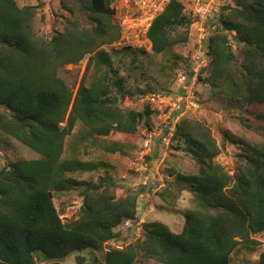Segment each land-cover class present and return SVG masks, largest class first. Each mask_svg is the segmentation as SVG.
<instances>
[{
	"label": "trees",
	"instance_id": "1",
	"mask_svg": "<svg viewBox=\"0 0 264 264\" xmlns=\"http://www.w3.org/2000/svg\"><path fill=\"white\" fill-rule=\"evenodd\" d=\"M58 2L69 18L63 30L53 27L52 37L43 39L34 31L36 5L19 7L16 0H0V133L40 156L0 169V264H36L39 258L56 264L85 250L102 253V260L90 264H230L235 254H254L261 245L256 237L264 235V140L251 143L218 129L225 142L239 146L230 174L217 162L221 148L209 127L184 114L174 124L171 148L190 156L197 173L167 170L173 182L159 193L167 202L159 209L175 213L180 193L191 194L192 205L182 212L181 232L174 234L161 222H145L133 242L106 247L122 239L117 230L121 225L137 221L138 197H118L106 171L95 181L77 179L76 174L107 165L74 156L77 142L64 157L65 140L77 125L86 130L81 141L117 134L135 137L141 124L150 128L158 111L149 101L140 111L124 104L158 90L145 81L143 88L130 84V66L137 70L133 54L139 50L122 48L119 56L133 55L122 73L121 61L114 63L104 48L120 37L115 0H85L86 6L82 0ZM234 3L208 17V64L197 82L229 108L249 110L264 106V0ZM83 12L93 22L91 27L77 22ZM194 20L185 4L170 0L147 30L149 51L167 55L161 69L167 76L184 65L186 74L191 73V55L183 57L173 50L188 45ZM84 62V74L73 91L58 71ZM240 120L264 137V113L248 112ZM72 193L80 205L66 218L64 204L57 208L54 199ZM85 262L77 256L74 264ZM257 264H264V253Z\"/></svg>",
	"mask_w": 264,
	"mask_h": 264
},
{
	"label": "rangeland",
	"instance_id": "2",
	"mask_svg": "<svg viewBox=\"0 0 264 264\" xmlns=\"http://www.w3.org/2000/svg\"><path fill=\"white\" fill-rule=\"evenodd\" d=\"M86 6L85 0H82ZM183 4L187 0H178ZM211 2L212 13H218L220 7L230 4L234 6V0H204ZM19 7L34 6L37 7V17L34 22V31L38 38L50 39L53 33V27L63 30L68 15L60 10L58 0H16ZM211 13V14H212ZM62 16V18H61ZM206 21V28L207 22ZM77 22L82 27H91L93 22L88 20L85 12L77 16ZM195 29H191L190 37L192 38L188 45L183 48L174 49L173 52L181 54L183 57H190L193 54ZM108 52H111V58L114 63H122V73H124L133 61V70L130 77V84L139 85L143 88L144 81L147 84L155 86L157 92L146 95L144 98L130 102L126 101L124 106L136 111H140L143 105L149 101L152 95L156 94H176L179 90V75L187 73L188 67L180 68L176 72H172L171 76H167L161 69L166 63V54H153L151 51H145L141 54L136 51L128 57L119 56L122 49H115L111 46H104ZM133 49V48H131ZM137 50V49H134ZM132 50V51H134ZM118 51V52H117ZM239 56V55H238ZM122 58V59H121ZM86 68V63L79 66L68 65L60 68L58 77L65 82L73 91L79 86ZM140 74H145L140 75ZM144 78V79H143ZM157 81V84H156ZM170 91V92H167ZM193 101L196 104L191 107L183 117L193 119L205 123L212 132V135L218 146L221 148V154L217 158V162L230 174L236 167L238 160L239 146L225 142L222 135L218 133V129L229 131L235 137L251 143H260L264 140L262 134L246 129L240 118L250 113H264V106H254L251 109H239L227 106L224 99L221 97H213L207 86L197 83L192 89ZM153 106V105H152ZM245 108V107H244ZM3 110L0 107V112ZM167 111L159 112L152 116V124L150 128L141 124L138 127V132L135 137L127 138L121 135H113L108 138L94 139L89 138L85 141L79 140L81 134L85 133V129L77 125L72 131V134L65 140V155L70 156V148L73 142H77V150L74 156L83 161L103 162L107 165L105 169H99L95 172L76 174L75 177L79 180H97V178L108 172L116 183V194L121 196L124 194H136L138 197V217L135 223L125 222L117 230L122 233V239L119 242H110L106 247L119 248L127 245L139 237L140 227L145 222H161L169 228V230L177 234L181 232L183 227L182 212L189 209L192 205V196L188 191L180 193L175 200L174 207L177 212H168L159 207L167 205L160 199L159 193L166 189L167 183L173 182V177H170L167 170L174 169L184 175H194L197 173V167L190 156H186L181 152L172 150L171 137L172 131L169 132L171 125L175 124V119L170 120ZM174 131V130H173ZM170 133V134H169ZM120 150L126 154L121 155ZM30 149L24 147L14 139L9 138L0 133V169L8 163L19 161H29L39 159ZM54 204L57 208L64 204L65 215L69 218L77 211L80 205V199L76 194L63 195L55 197ZM257 240L261 243L259 249L252 255L239 253L231 257L230 264H257L259 254L264 253V235L257 236ZM91 252V253H90ZM81 256L85 259L86 264H90L94 259L102 260V253L85 250L79 253H74L64 260L56 264H74L76 257ZM36 264H54L44 259H38ZM136 264H154L151 262H142Z\"/></svg>",
	"mask_w": 264,
	"mask_h": 264
},
{
	"label": "built area",
	"instance_id": "3",
	"mask_svg": "<svg viewBox=\"0 0 264 264\" xmlns=\"http://www.w3.org/2000/svg\"><path fill=\"white\" fill-rule=\"evenodd\" d=\"M170 0H115V19L117 21L120 37L110 45L115 49L131 47L137 50L149 51L150 43L147 38V30L152 22L164 10ZM186 8L195 18L192 28L195 29L193 54L191 56V73L179 75V90L175 96L168 94H156L149 98V102L159 112H166L168 116L178 113L175 122L180 115L185 114L196 102L193 101L192 89L197 85V79L201 71L208 64L205 53L207 40V18L212 13L211 2L204 0H187ZM171 125L169 132H173ZM170 134V133H169Z\"/></svg>",
	"mask_w": 264,
	"mask_h": 264
}]
</instances>
